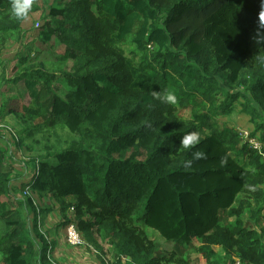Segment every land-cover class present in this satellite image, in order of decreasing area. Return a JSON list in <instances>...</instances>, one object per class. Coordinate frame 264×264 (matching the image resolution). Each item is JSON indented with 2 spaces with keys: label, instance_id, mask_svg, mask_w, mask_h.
Instances as JSON below:
<instances>
[{
  "label": "trees",
  "instance_id": "16d2710c",
  "mask_svg": "<svg viewBox=\"0 0 264 264\" xmlns=\"http://www.w3.org/2000/svg\"><path fill=\"white\" fill-rule=\"evenodd\" d=\"M0 8L10 12L11 0H0ZM49 15L68 47L59 61H74L63 74L73 82L70 97L48 91L42 83L55 79L43 70L13 81H26L34 100L28 119L46 117L78 148L64 141L48 147L27 183L30 192L53 198L66 224L88 239L93 229L111 237L116 264H189L184 254L196 242L210 264H221L215 248L231 261L264 264V229L243 219L247 212L253 221L264 216V149L220 122L237 103L255 123L264 120V43L256 48L253 41L264 0H69ZM24 21L13 17L0 33ZM167 90L175 91V105L153 95ZM42 93L51 98L49 110ZM193 131L200 143L184 149L180 138ZM258 133L264 144L263 124ZM194 151L204 157L194 159ZM8 171L0 149V221L13 229L12 240L20 236L3 243L0 264H33L19 213L5 204ZM27 203L38 232L35 202ZM144 227L174 251H160Z\"/></svg>",
  "mask_w": 264,
  "mask_h": 264
},
{
  "label": "rangeland",
  "instance_id": "374dc122",
  "mask_svg": "<svg viewBox=\"0 0 264 264\" xmlns=\"http://www.w3.org/2000/svg\"><path fill=\"white\" fill-rule=\"evenodd\" d=\"M5 2L7 4L10 0ZM68 2L69 0H35L28 16L24 18L21 29L0 33V149L3 150L10 173L7 183L10 182V188H12L10 195L4 197V200L10 210H17L19 213L22 222L20 230L28 240L26 246L35 251L33 264H116L118 255L111 237L93 229L90 240L82 230H79L84 245L71 246L66 235V227L69 223L66 224L60 205L49 195L32 193L27 188V183L32 180L34 166L48 153V147L56 146L57 141H64L65 147L71 144L73 148H78L77 143L70 139L69 132L46 125V117L28 119V113L25 110L35 109L34 100L26 81L17 83L13 81L26 72L43 70L52 74L55 79L48 86L42 83L47 90L60 94L66 99L70 97L69 88L73 86V82L67 80L63 74L74 70V61L69 60L66 65H62L59 61L68 51V47L61 39L59 29L49 15L51 8L61 9L62 4ZM12 18L11 11L4 13L0 8V25L8 23L7 20ZM253 41L256 48H262L264 22L261 27H258ZM22 56L26 58L25 61L20 60ZM56 78L59 80L57 81ZM50 101L51 98L46 93H42L41 104L47 110L50 108ZM237 104L233 114L221 119V124L226 123L230 128L235 129L243 135V139L250 137L261 142L262 133H258L257 136L253 134L256 133V124L264 126V120H257L255 123L246 112L242 111L239 103ZM24 129H30V133L23 132ZM243 139L241 140L245 142ZM261 145L264 146L263 142ZM133 153L130 151L128 157ZM29 198L35 202V208L39 214L38 232L44 235L49 248H47L48 245L44 246V241L38 236L35 228V213L27 203ZM74 217V210H71L68 213V219ZM243 219L259 231L264 229V216L259 221H253L251 213L247 212ZM137 226L143 227V224L138 223ZM144 230L160 251L164 253L174 251V245L167 242L156 230L150 227H144ZM12 235L13 229L0 221V260L2 253L7 254L8 249V245L3 243L14 244L19 241L20 236L12 240ZM198 246L199 243L196 242L194 246L188 248L184 258L190 260L189 264H210L198 253ZM215 251L220 254L218 260L221 264H241L236 256L232 257V261L227 259L221 248H215ZM123 260L130 262L131 259L129 256H124Z\"/></svg>",
  "mask_w": 264,
  "mask_h": 264
},
{
  "label": "clouds",
  "instance_id": "9594fccd",
  "mask_svg": "<svg viewBox=\"0 0 264 264\" xmlns=\"http://www.w3.org/2000/svg\"><path fill=\"white\" fill-rule=\"evenodd\" d=\"M34 0H11V14L18 20L26 18L33 6ZM162 103L175 105L178 102L177 95L174 90H167L159 93H153ZM200 143V134L198 132H189L180 138V144L184 149H192L195 145ZM194 159L204 157V153L194 151L192 153ZM223 162V161H222ZM191 163V161L189 162Z\"/></svg>",
  "mask_w": 264,
  "mask_h": 264
},
{
  "label": "built area",
  "instance_id": "2783aa9c",
  "mask_svg": "<svg viewBox=\"0 0 264 264\" xmlns=\"http://www.w3.org/2000/svg\"><path fill=\"white\" fill-rule=\"evenodd\" d=\"M241 138L243 139V135L240 134ZM243 140L246 142L249 141L250 144L259 151H262V145L259 140L251 139L250 137H246ZM29 194V192L27 193ZM66 235H67V241L68 243L73 247H80L84 245L83 238L81 236V233L75 223H71L66 227Z\"/></svg>",
  "mask_w": 264,
  "mask_h": 264
}]
</instances>
